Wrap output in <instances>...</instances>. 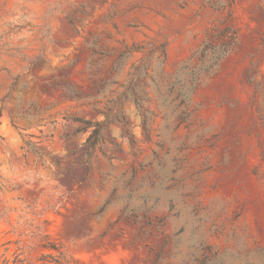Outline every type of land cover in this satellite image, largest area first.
<instances>
[{
    "label": "rangeland",
    "instance_id": "obj_1",
    "mask_svg": "<svg viewBox=\"0 0 264 264\" xmlns=\"http://www.w3.org/2000/svg\"><path fill=\"white\" fill-rule=\"evenodd\" d=\"M57 262L264 264V0H0V264Z\"/></svg>",
    "mask_w": 264,
    "mask_h": 264
},
{
    "label": "trees",
    "instance_id": "obj_2",
    "mask_svg": "<svg viewBox=\"0 0 264 264\" xmlns=\"http://www.w3.org/2000/svg\"><path fill=\"white\" fill-rule=\"evenodd\" d=\"M73 98H78V97H73ZM119 102V100H118ZM132 103L136 107L137 111L140 112V117L142 118L141 121V127L143 134H147V129H146V118L150 115V113L147 110L142 111V101L140 98L134 97ZM105 116V120L101 123H92L90 121H79L85 124L84 130H87L88 128H91V131L86 138L85 144H84V157L83 159L85 160L86 165L90 164L91 159L93 158L96 148L102 143L103 141V132L106 131L112 122H116L120 124V121H118V116L119 114H113L112 110H107L106 113H103ZM124 127L129 126L127 122L122 123ZM27 146L30 148H34L33 143L28 142L26 143ZM16 263H19V261H16ZM57 264H60L57 262Z\"/></svg>",
    "mask_w": 264,
    "mask_h": 264
}]
</instances>
